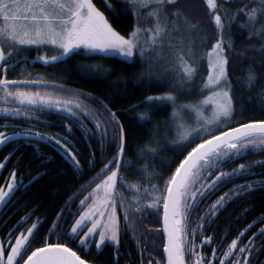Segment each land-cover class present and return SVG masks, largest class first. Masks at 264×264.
<instances>
[{
    "label": "snow or ice",
    "instance_id": "snow-or-ice-1",
    "mask_svg": "<svg viewBox=\"0 0 264 264\" xmlns=\"http://www.w3.org/2000/svg\"><path fill=\"white\" fill-rule=\"evenodd\" d=\"M239 45L264 57V0H0V145L14 144L0 170L20 147L46 143L59 149L78 178L93 173L54 215L33 220L35 210L28 211L11 224L19 209L0 216V264H96L92 253L109 246L119 264L121 236H137L152 215L159 218L155 234L144 233L152 246L137 239L139 264H258L264 215L246 243L243 237L257 221L230 241L208 232L233 197L264 185L262 176L208 203L234 178L255 175L236 161L249 152L264 154V94L257 97L261 115H250L245 106L252 98L238 95L239 79H232ZM32 50L37 56L29 62L21 53ZM77 57L138 63L141 83L166 86L142 102L148 108L138 123L152 127L133 156L122 114L111 101L32 72L38 62L68 64ZM12 72L19 77L10 78ZM248 72L251 80L254 72ZM181 96L192 99L180 103ZM168 105V116L151 119ZM52 113L69 122V132L71 122L83 128L84 120L94 121L87 155L66 135L37 130L48 126L43 118ZM93 139L97 147H91ZM18 171L14 166L0 183V209L21 191Z\"/></svg>",
    "mask_w": 264,
    "mask_h": 264
},
{
    "label": "trees",
    "instance_id": "trees-1",
    "mask_svg": "<svg viewBox=\"0 0 264 264\" xmlns=\"http://www.w3.org/2000/svg\"><path fill=\"white\" fill-rule=\"evenodd\" d=\"M124 22H126V19ZM243 39L239 35L236 36L237 41ZM252 51L253 48L248 45H239L235 50V55L239 56L240 60L233 62L230 70L233 81L235 82L239 79L236 87L240 91L237 94H242L244 98H252V102L245 106L246 110L250 115L260 116L261 105L257 97L264 94V87H262L264 86V63H262L264 57L259 55L253 57L251 55ZM21 55L26 56L27 60L31 62L37 56V51L32 50L28 53H21ZM250 68L254 72L251 80L248 79V70ZM142 71L143 69L138 63H124L117 58L106 59L97 64L96 61L77 57L68 64L44 66L42 62H38L32 67L33 74L39 73L49 79L64 81L67 86L73 89L81 90L101 100L111 101L114 108L121 112L122 120L127 129L128 157L135 154L138 144L143 143L147 139L145 134L152 127L149 124L141 125L138 123L140 113L148 108V105L142 102L145 97L159 94L166 90V86L162 82L141 83ZM9 76L10 78H18L19 73L12 72ZM189 98L181 96L180 101H190ZM138 103L141 106L135 107ZM130 106H132V110L128 111ZM171 110L170 105L161 107L159 111L152 113L151 119L153 121L163 120L170 114ZM43 119L47 120L48 126L41 124L37 130L45 131L48 134L58 133L66 135L74 143L75 148L81 155L89 153V136L94 129V121L91 118L82 122L83 128L76 122H71L72 129L70 132L65 127L69 122L55 113L49 114ZM2 122L0 121V123ZM11 122L16 123L17 121ZM97 146L98 141L95 139L91 140V147ZM13 149V143H9L6 146L0 145V160H3L4 156ZM162 155L166 157L170 153L165 152ZM242 162L249 164L250 172L255 173V175H244L234 178L210 197L208 200L209 204L235 185L255 181L264 176V163H262L264 162V154L249 152L243 160L236 161V164ZM16 165H19L18 177L22 179L23 183L21 184V191H18L12 198L11 208L2 212V216H6L19 209L15 211V215L8 219L7 223L9 224L14 223L24 212L28 211L35 210V215L32 217L33 220L37 216H44L46 213L54 215L60 210V206L65 204L68 197L93 175V173H88L82 178H78L80 174L76 173L74 175L69 170L66 161L62 158V153H59V149L55 148V145L46 143H41L39 149H34L30 145L20 147L16 154L6 163L5 168L0 170V183H3V178L8 176L9 171ZM227 170H230V168ZM224 211L221 220L215 222L212 228L208 229V232L215 230L217 235V231L222 233H228L230 230L240 231L243 228V224L247 222L251 224L253 221H257L251 228V232H256L261 227L258 218L264 215V185L257 184L245 194L233 197L227 203ZM158 219L155 215L147 216L144 218L143 225L137 236L134 237L130 232L127 235H122L119 246L120 255L127 256L128 254L139 253L137 239L139 238L142 241L144 233H148L149 237L155 234L154 225ZM127 237H133V239L126 240L125 238ZM141 241L140 245L144 246L145 243ZM256 243L257 245L261 243L259 235L256 237ZM147 244L150 246L149 240ZM114 249L115 246H109L99 254L93 252L92 255L95 256L96 264H113L115 260L112 257L115 255ZM160 251H162V248ZM258 254L260 255L259 261L262 258V261H264V249H261Z\"/></svg>",
    "mask_w": 264,
    "mask_h": 264
},
{
    "label": "flooded vegetation",
    "instance_id": "flooded-vegetation-1",
    "mask_svg": "<svg viewBox=\"0 0 264 264\" xmlns=\"http://www.w3.org/2000/svg\"><path fill=\"white\" fill-rule=\"evenodd\" d=\"M13 202V201H12ZM12 202L11 203H9L4 209L2 208V209H0V216H2V212L4 211H8L10 208H11V206H12ZM225 209V208H224ZM224 209L219 213V219L217 220V221H219V220H221V218H222V214L226 211V210H228V209H226L225 211H224ZM216 221V222H217ZM15 223V222H14ZM9 224V223H8ZM11 224V223H10ZM248 225V222L247 223H245V224H243L242 226H243V228H242V230L246 227ZM241 231V230H240ZM216 232V231H215ZM239 231L238 230H230L228 233H222L221 231H217V235H216V237H217V239H220L222 236H227L228 238H229V241H230V239L231 238H234L235 237V235L238 233ZM252 235V232H251V229H249L246 233H245V236L243 237V240H244V242L246 243L247 242V237L248 236H251ZM126 240H132L133 239V237H127V238H125ZM139 241H141L140 239H139ZM141 242H144L145 243V245L144 246H147V247H151L152 245H151V241L149 240V242H150V246H148V244H147V241L145 240V239H142V241ZM120 246V245H119ZM207 251H208V253L210 254V249H207ZM139 253H136V254H128L127 256H122V255H119V264H129V261H131V264H139ZM113 258H115L116 259V254L115 255H113L112 256ZM128 259V260H127ZM256 259H257V262H258V264H259V259H260V255L258 254L257 255V257H256ZM132 260H133V263H132ZM263 260V258L260 260V261H262Z\"/></svg>",
    "mask_w": 264,
    "mask_h": 264
},
{
    "label": "rangeland",
    "instance_id": "rangeland-1",
    "mask_svg": "<svg viewBox=\"0 0 264 264\" xmlns=\"http://www.w3.org/2000/svg\"><path fill=\"white\" fill-rule=\"evenodd\" d=\"M192 99V97H190L189 98V100H191ZM180 103H187V102H189V101H179Z\"/></svg>",
    "mask_w": 264,
    "mask_h": 264
}]
</instances>
